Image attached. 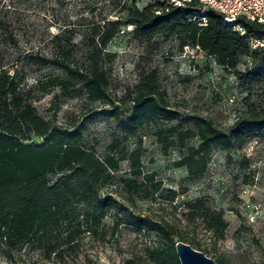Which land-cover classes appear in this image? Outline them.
Instances as JSON below:
<instances>
[{
	"label": "rangeland",
	"instance_id": "rangeland-1",
	"mask_svg": "<svg viewBox=\"0 0 264 264\" xmlns=\"http://www.w3.org/2000/svg\"><path fill=\"white\" fill-rule=\"evenodd\" d=\"M157 1L0 0V72L15 78L19 93L46 123L74 134L97 157L105 159L116 141L118 153L141 147L145 174H154L162 184L159 193H136L126 184L134 178L129 163L122 162L102 185V193H109L115 204L95 233L86 231L72 248L64 246L61 254L51 256L49 244H62L66 233L16 248L0 237V264H158L151 254L169 244L159 231L168 226L199 242L201 252L217 264H264V134L251 135L242 149H213L208 170L197 181H189L187 168L177 164L190 148L199 147V138L188 139L183 147L168 132L175 144L165 148L157 135L176 126L197 132L208 121L228 132L239 117L264 114V86L243 87L215 58L182 48L177 35L137 38L135 26L127 23L128 8L134 4L143 10ZM106 21L123 25L106 50L111 57L105 60L104 96L90 99L81 80L52 86L53 80H68L48 62L59 46L68 41L78 44L76 58L83 62V34L92 24ZM251 67L248 57L241 58L240 70ZM151 71L167 92L168 110L175 118H159L146 124L136 138H128L121 122L129 117L137 88ZM23 142L41 145L45 139L31 134ZM62 177L50 176L51 185ZM170 190L178 193L175 201L161 197ZM197 200L223 215L227 223L223 234L207 230L198 219L187 225L188 204ZM150 222L159 227L153 229ZM177 240L174 237L173 243Z\"/></svg>",
	"mask_w": 264,
	"mask_h": 264
},
{
	"label": "trees",
	"instance_id": "trees-1",
	"mask_svg": "<svg viewBox=\"0 0 264 264\" xmlns=\"http://www.w3.org/2000/svg\"><path fill=\"white\" fill-rule=\"evenodd\" d=\"M127 23L134 25L137 38L150 41L156 37L177 35L183 40L182 48L190 47L216 59L217 63L233 74L243 87L264 86V51L253 50L251 37H264V28L244 22L247 35L242 36L224 25L223 16L215 11L206 14V25L201 18L194 20L189 8H176L163 0L141 10L136 5L128 8ZM121 21H106L92 24L83 34L84 61L77 60L80 47L68 41L60 45L49 64L60 69L67 81L53 80L52 86H64L73 80L84 81L90 99L99 100L108 88L105 60L108 45L117 37ZM56 39H60L57 37ZM248 57L252 67L239 69L241 58ZM139 84L133 98L129 117L121 122L128 138H136L141 129L159 118L173 120L175 114L168 110L167 92L156 84V72ZM176 135L177 144L185 146L186 141L198 137V148L177 164L188 171L187 179L197 181L208 170L213 149H242L247 139L256 133L264 134V114L239 117L228 132L212 121L205 122L197 132L173 127L159 130L157 135L165 148L171 147L167 133ZM31 134L45 139L41 145H27ZM120 142L112 144L110 153L101 159L88 148L79 144L74 134L64 133L50 126L38 115L36 108L20 94L15 78L0 72V237L10 248L32 243L39 238L64 232L62 244L50 243L48 254H61L62 247H73L86 231L95 233L102 225L115 204L109 193H102V185L120 170L127 161L133 179L127 180L136 193H159L161 182L154 174H145L141 162L142 148L131 152H117ZM63 175L51 185L50 176ZM166 200L175 201L178 193L170 190ZM190 210L187 225L198 219L207 230L223 234L227 229L221 213L206 206L203 200L188 204ZM86 225L87 228H84ZM153 229L159 226L149 224ZM159 230L168 241L162 248L152 252L151 257L158 264H180L175 251L174 237L201 251L202 245L189 238L175 226ZM178 229V232H177Z\"/></svg>",
	"mask_w": 264,
	"mask_h": 264
},
{
	"label": "built area",
	"instance_id": "built-area-1",
	"mask_svg": "<svg viewBox=\"0 0 264 264\" xmlns=\"http://www.w3.org/2000/svg\"><path fill=\"white\" fill-rule=\"evenodd\" d=\"M176 8L192 10L194 20L201 18L206 25V14L215 11L223 16V23L240 35L246 36L244 22L255 23L264 28V0H163ZM253 50L264 51V37H251Z\"/></svg>",
	"mask_w": 264,
	"mask_h": 264
},
{
	"label": "water",
	"instance_id": "water-1",
	"mask_svg": "<svg viewBox=\"0 0 264 264\" xmlns=\"http://www.w3.org/2000/svg\"><path fill=\"white\" fill-rule=\"evenodd\" d=\"M175 249L180 264H217L215 260L183 241H178Z\"/></svg>",
	"mask_w": 264,
	"mask_h": 264
}]
</instances>
